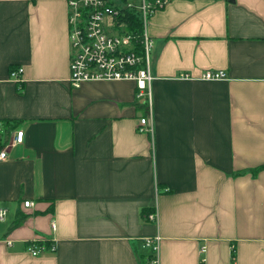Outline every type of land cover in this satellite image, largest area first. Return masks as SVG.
Listing matches in <instances>:
<instances>
[{"label":"crops","instance_id":"1","mask_svg":"<svg viewBox=\"0 0 264 264\" xmlns=\"http://www.w3.org/2000/svg\"><path fill=\"white\" fill-rule=\"evenodd\" d=\"M166 1L150 135L132 80L71 88L67 0H0V120L24 133L0 160V264H151L154 236L158 264H264V0Z\"/></svg>","mask_w":264,"mask_h":264},{"label":"built area","instance_id":"2","mask_svg":"<svg viewBox=\"0 0 264 264\" xmlns=\"http://www.w3.org/2000/svg\"><path fill=\"white\" fill-rule=\"evenodd\" d=\"M166 0H124L113 3L111 0H67V29L69 33V83L71 88H79L83 82L98 80H132L136 96L146 103V114L140 117L137 131L153 134L152 88L150 74V54L152 41L145 30L147 22L156 9L162 8ZM133 11L140 22L139 32L126 30L128 24L120 16ZM121 18V19H120ZM22 69H12L10 77L17 83L22 81ZM202 79L225 78L222 71H205ZM23 130L16 124L7 129L0 120V160L8 157L13 146L24 140ZM33 202L24 201L28 207ZM7 210L0 208V219ZM146 219L156 221V212L146 215ZM54 228V223L52 222ZM159 236L146 237L143 246L150 249L151 264H158ZM26 250L33 256L45 251H54L53 244L39 239H30ZM203 251V247L201 248Z\"/></svg>","mask_w":264,"mask_h":264},{"label":"trees","instance_id":"3","mask_svg":"<svg viewBox=\"0 0 264 264\" xmlns=\"http://www.w3.org/2000/svg\"><path fill=\"white\" fill-rule=\"evenodd\" d=\"M120 17L122 18V21H125L128 24V26L126 27V30L128 29V30L139 32L140 22L138 21V17H136V15L133 11H126L125 15H122ZM11 69H14V67ZM10 126H12V124ZM262 169H264V163L259 165V167L252 169V172L255 175V174L259 173V170H262ZM149 257L151 258V255H149ZM234 257H235V252H234V248H232V250H231L232 263L234 262ZM200 264H203V263L201 262Z\"/></svg>","mask_w":264,"mask_h":264},{"label":"rangeland","instance_id":"4","mask_svg":"<svg viewBox=\"0 0 264 264\" xmlns=\"http://www.w3.org/2000/svg\"><path fill=\"white\" fill-rule=\"evenodd\" d=\"M158 256V252H156V257Z\"/></svg>","mask_w":264,"mask_h":264}]
</instances>
